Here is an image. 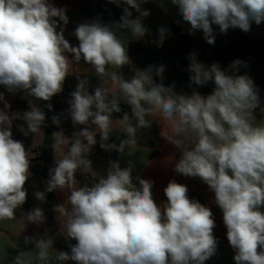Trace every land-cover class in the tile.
Returning a JSON list of instances; mask_svg holds the SVG:
<instances>
[{
  "label": "clouds",
  "instance_id": "1",
  "mask_svg": "<svg viewBox=\"0 0 264 264\" xmlns=\"http://www.w3.org/2000/svg\"><path fill=\"white\" fill-rule=\"evenodd\" d=\"M123 8L119 22L112 25L93 21L74 31L78 46L64 37L59 22L67 25L65 9L48 0H0V85L7 92L26 91L49 101L62 91L73 60L90 64L99 84L89 92L87 78L80 79L70 100L69 114L74 125H91L69 139L58 137L56 166L50 169L46 191L70 192L66 204L55 207L69 239L77 243L70 253L55 251L48 237H24L33 243L35 264H204L215 255V220L209 207L190 199L185 185L170 181L164 188L166 202L158 205L152 194L153 181L135 177L133 165L121 168L111 161L106 177L91 187H77V170L91 171L87 159L100 137V147L123 153L137 147L138 132L148 129L159 117L160 135L181 150L174 170L186 177H199L214 193L215 204L223 213L227 239L235 250V264H264V122L253 115L259 107L257 88L247 75H230L218 62L205 66L195 53L189 55L190 82L196 86L214 84L213 91L201 95L177 93L165 86V66L149 65L124 79L120 69L130 63L127 47L118 33L127 29L136 39L147 34L140 18L132 19L129 7L140 16L143 0H109ZM178 14L190 25V34L201 31L208 44H214V28L220 33L230 28L249 32L251 24L264 22V0H171ZM157 46H162L167 29L159 28ZM67 53L72 54L70 60ZM242 61L229 66L237 69ZM154 77H159L157 83ZM123 100L131 107V117L121 112ZM0 222L16 219V209L26 202L30 153L12 136L13 122L25 135L41 133L44 111L32 106L23 113L9 112L11 105L0 92ZM51 110V104L47 105ZM54 124L60 119L52 117ZM114 130L126 135L120 144L107 143ZM66 149V151L64 150ZM35 197L45 200V193ZM45 215L36 207L22 217L26 224H43ZM259 249V250H258ZM21 253L14 264H32Z\"/></svg>",
  "mask_w": 264,
  "mask_h": 264
},
{
  "label": "crops",
  "instance_id": "2",
  "mask_svg": "<svg viewBox=\"0 0 264 264\" xmlns=\"http://www.w3.org/2000/svg\"><path fill=\"white\" fill-rule=\"evenodd\" d=\"M57 8L65 9L68 17L67 25L59 22L57 32L63 28L65 39L72 45L78 46L79 41L74 35L76 27L82 23H91L99 21L100 23L112 25L113 22H119L123 15V8L127 5L117 6L110 3L109 0H48ZM141 11H148L146 17L129 7L132 12V19L140 18L147 28V34L140 39H136L127 30H120L118 35L124 40L127 47V54L130 58L129 69L133 72L143 70L149 65L165 66L163 73V83L165 86L174 85L177 93L191 95L193 90L201 95H208L214 89V84L209 82L205 86H196L190 82V73L188 66L189 55L195 53L197 59L210 66L218 62L221 69H228L230 75H247L251 78L257 88L260 105L254 110L256 123L264 122V22L260 25L253 22L249 32H244L239 28H230L226 33H220L218 26L213 25L215 42L208 44L201 31L190 34V25L184 22L178 14L177 6L171 3V0H143ZM167 29L162 46H157L156 41L159 38V28ZM70 60H73L72 54L67 53ZM242 61L237 69H230L229 66L235 60ZM69 75H80L89 81V92L94 94L95 87L99 84V77L96 76L94 68L81 59L78 63L73 60ZM157 83L161 80L154 77ZM0 92L4 93L5 100L11 105V112L29 111L35 106L31 99L23 90L9 93L4 86L0 85ZM71 96L65 94L63 88L58 94H55L47 102H56L58 109L56 116L60 119V124L55 126L53 131V143L57 145L58 137L54 134L62 132L65 137L71 139L74 134L85 127L91 125H74L69 114ZM121 112L113 113V120H118L124 114L130 117L131 107L123 100L120 102ZM0 108L3 104L0 103ZM152 125L148 129H142L138 132L137 147L133 152L126 148L123 153L116 150L107 151L100 147V137L97 134V143L92 147L87 159L91 161V171L83 172L77 170L75 179L77 187H91L99 178L106 177L111 161H118L121 168L127 167L129 162L133 165L132 176L133 183L138 181L135 177L153 181L152 194L153 199L158 205L166 202L164 188L170 181L183 184L188 189V196L195 195L201 204L210 208L215 220L213 234L216 237L217 251L204 264H235V250L230 246L227 239V229L223 222V213L218 205L215 204L214 193L209 189L199 177H186L174 170L175 163L181 157V150L176 148L161 135V129L164 122L159 117H148ZM19 125L27 129L24 121L16 120L13 122L12 136L14 140L23 143L27 152L30 153L29 178L25 183L27 189L26 202L16 209L14 220H5L0 222V264H14L15 259L21 253H26L25 260L31 259L35 264V246L33 243H25L24 237H48L54 241L55 251H65L70 253L72 245L77 242L69 239L62 227V222L58 218V213L54 210L56 206L67 203L70 195L68 191L56 189L52 191L53 200L51 202L40 201L35 197L36 192H43L42 176L35 165L40 164L41 155L40 146L42 143L41 133L25 136L20 130ZM126 135L119 130H114L107 143L120 144L121 140L126 139ZM66 151V149H64ZM59 153L57 148L53 147L52 163L50 169L56 166L55 161ZM50 172V170H49ZM44 193V192H43ZM49 203V204H48ZM49 205V207H47ZM40 207L46 217L43 224H33L25 221L26 227L21 232V218L26 216L32 209ZM264 210V209H262ZM65 241L66 246L61 248L60 242ZM259 250V249H258ZM64 264H76L74 261H66Z\"/></svg>",
  "mask_w": 264,
  "mask_h": 264
},
{
  "label": "trees",
  "instance_id": "3",
  "mask_svg": "<svg viewBox=\"0 0 264 264\" xmlns=\"http://www.w3.org/2000/svg\"><path fill=\"white\" fill-rule=\"evenodd\" d=\"M122 77L126 80L131 79L133 76V72L129 69L128 65L123 67L119 70ZM80 79H84L83 76L80 75H69L66 76L65 81L63 82L62 88L66 95L71 96L70 94L76 90V87L78 85V82ZM26 92V91H25ZM27 96L31 99V101L34 103L36 107L41 108L45 113V123L42 126V143L40 146L41 155L39 157V160H41L40 164H36L35 168L36 170L40 171V174L42 176V182H43V192L45 193V201L51 202L53 200L52 192L46 191V184L49 179V170L52 163V155H53V131L55 129L56 124L53 123L52 117L56 116V111L58 109V105L56 102H47L42 99H37L35 97L30 96L26 92ZM51 104V110L48 109L47 105ZM190 199H194L198 202H200L195 195L189 196ZM49 204V203H48ZM49 207V205H47ZM65 241L60 242L61 248L66 246Z\"/></svg>",
  "mask_w": 264,
  "mask_h": 264
}]
</instances>
